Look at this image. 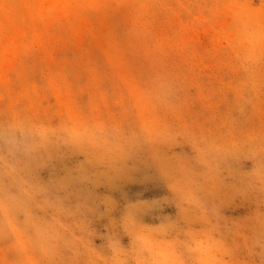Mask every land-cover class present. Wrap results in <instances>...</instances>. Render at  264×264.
Segmentation results:
<instances>
[{
    "label": "rangeland",
    "instance_id": "374dc122",
    "mask_svg": "<svg viewBox=\"0 0 264 264\" xmlns=\"http://www.w3.org/2000/svg\"><path fill=\"white\" fill-rule=\"evenodd\" d=\"M0 264H264V0H0Z\"/></svg>",
    "mask_w": 264,
    "mask_h": 264
}]
</instances>
